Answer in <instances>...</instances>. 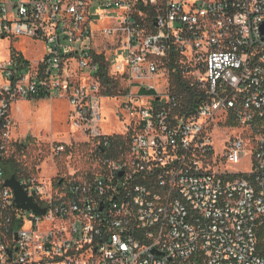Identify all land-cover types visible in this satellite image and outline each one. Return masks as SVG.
I'll use <instances>...</instances> for the list:
<instances>
[{
    "label": "built area",
    "instance_id": "1",
    "mask_svg": "<svg viewBox=\"0 0 264 264\" xmlns=\"http://www.w3.org/2000/svg\"><path fill=\"white\" fill-rule=\"evenodd\" d=\"M22 38L42 43L35 61L11 47ZM1 41L0 264H264V132H224L219 149L212 125L219 114L242 129L264 119V0H0ZM99 55L127 82L120 141L100 126ZM171 67L201 95L190 114L170 91ZM52 91L96 165L17 178L38 214L5 185L18 140L11 107Z\"/></svg>",
    "mask_w": 264,
    "mask_h": 264
},
{
    "label": "rangeland",
    "instance_id": "2",
    "mask_svg": "<svg viewBox=\"0 0 264 264\" xmlns=\"http://www.w3.org/2000/svg\"><path fill=\"white\" fill-rule=\"evenodd\" d=\"M9 43V41L0 42L2 55L10 49ZM11 47L20 51L29 60L35 61L40 57L42 43H34L22 38L12 40ZM185 78L189 81L193 80V77L189 75ZM119 80L124 87H127L124 79ZM145 82L147 84L156 83L151 79H146ZM56 93L52 91L50 97L47 98L18 100L11 107V116L16 124L14 133L19 146V149L16 147L15 157L21 164L28 167L30 170L28 175L42 181H51L70 174L82 175L96 165L91 141L73 125L69 102L57 97ZM127 100V96L124 95L106 97L101 100L103 119L100 126L103 133L122 135L126 132L125 126L130 121L129 113L124 108ZM145 102V98L135 100L137 104ZM226 121V115L219 114L212 123L214 139L219 149L224 132L232 137L242 130H244L243 136L245 137L252 133L250 127L242 129L236 124L226 125ZM21 140L26 141L27 146H21ZM58 143L66 145L65 152L59 154L52 152L51 144L56 146ZM242 167L246 169L245 165ZM10 171L9 169L8 172ZM40 225L42 229L46 228L44 227L46 224Z\"/></svg>",
    "mask_w": 264,
    "mask_h": 264
},
{
    "label": "trees",
    "instance_id": "3",
    "mask_svg": "<svg viewBox=\"0 0 264 264\" xmlns=\"http://www.w3.org/2000/svg\"><path fill=\"white\" fill-rule=\"evenodd\" d=\"M18 53L19 59L23 60V56L20 52ZM96 61L99 63L98 69L96 71L97 76L99 77L102 93L106 97H116L119 95L126 94L127 88L124 87L118 78H115L109 75L108 65L103 55H99L96 58ZM170 81V91L173 95L180 97L182 109L180 112L191 113L200 102L201 95L198 93L197 89L190 84L189 80L186 79L179 69H170L169 75ZM141 94H152L153 90L142 89ZM233 117L229 116L226 121V125H235ZM252 134L264 132V119H257L253 122L251 126ZM114 141H120V135H114ZM19 149V146L17 145ZM8 172L10 175H14L16 178H20L23 175H28L29 169L26 165L20 163L16 157L11 156L7 161ZM257 251L260 255L264 256V221L258 227L257 232Z\"/></svg>",
    "mask_w": 264,
    "mask_h": 264
},
{
    "label": "water",
    "instance_id": "4",
    "mask_svg": "<svg viewBox=\"0 0 264 264\" xmlns=\"http://www.w3.org/2000/svg\"><path fill=\"white\" fill-rule=\"evenodd\" d=\"M5 185L10 186L13 189L15 203L18 208L33 209L38 214H43L45 212V209H40L33 201V198L27 195L26 190H24L14 175H11L8 179H6Z\"/></svg>",
    "mask_w": 264,
    "mask_h": 264
},
{
    "label": "flooded vegetation",
    "instance_id": "5",
    "mask_svg": "<svg viewBox=\"0 0 264 264\" xmlns=\"http://www.w3.org/2000/svg\"><path fill=\"white\" fill-rule=\"evenodd\" d=\"M20 145H21V146H27V142H26V141H23V140H21V141H20Z\"/></svg>",
    "mask_w": 264,
    "mask_h": 264
},
{
    "label": "crops",
    "instance_id": "6",
    "mask_svg": "<svg viewBox=\"0 0 264 264\" xmlns=\"http://www.w3.org/2000/svg\"><path fill=\"white\" fill-rule=\"evenodd\" d=\"M43 98H47V97H43Z\"/></svg>",
    "mask_w": 264,
    "mask_h": 264
}]
</instances>
